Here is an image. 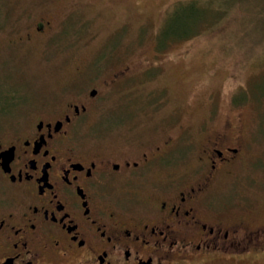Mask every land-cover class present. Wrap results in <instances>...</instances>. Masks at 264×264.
<instances>
[{"label":"rangeland","instance_id":"1","mask_svg":"<svg viewBox=\"0 0 264 264\" xmlns=\"http://www.w3.org/2000/svg\"><path fill=\"white\" fill-rule=\"evenodd\" d=\"M190 2L209 9L207 19L184 29L196 13L180 9L159 40L175 6ZM252 5L0 0V103L11 104L0 108V134L20 119L63 115L102 86L98 106L75 129L80 138L131 158L169 141L172 162L154 167L151 179L168 172L191 181L203 148L239 131L238 161L212 182L208 202L229 222L264 225V29ZM40 23L43 34L35 32ZM217 264H264V251Z\"/></svg>","mask_w":264,"mask_h":264},{"label":"flooded vegetation","instance_id":"2","mask_svg":"<svg viewBox=\"0 0 264 264\" xmlns=\"http://www.w3.org/2000/svg\"><path fill=\"white\" fill-rule=\"evenodd\" d=\"M100 89L63 115L20 119L0 134V264H217L264 251V225L229 222L207 198L238 161L239 131L203 148L196 179L152 180L172 162L169 141L131 158L77 134ZM10 106L3 98L0 108Z\"/></svg>","mask_w":264,"mask_h":264},{"label":"trees","instance_id":"3","mask_svg":"<svg viewBox=\"0 0 264 264\" xmlns=\"http://www.w3.org/2000/svg\"><path fill=\"white\" fill-rule=\"evenodd\" d=\"M235 1H239V2H242V3H247L248 4V2L249 3H251V5L252 4H255V10H254V14H255V16L257 17V20H256V22H258L259 23V26L260 25H262L261 26V28L262 29H264V0H235ZM196 2H190V3H186V4H179V5H177V6H175V7H177V9L175 10V12H174V14H173V16H172V18L171 19H169L168 21H167V24H165V26H164V29H162V32H161V34L159 35V40H160V38L162 39V38H164L165 37V35L167 34V32H168V29H174L173 27H172V24H176L179 20H177V18H178V13H179V10L180 9H186L189 13L191 12V14H195L196 13V16H195V18L194 17H192V25H186L185 27H184V29H194L195 28V26L201 21V20H206L207 19V16H209V12H210V10L209 9H207L206 7L205 8H202V9H199L200 10V12H198V5H196L195 4ZM187 5V6H186ZM185 7V8H184ZM252 7H253V5H252ZM254 8V7H253ZM194 16V15H193ZM211 16V15H210ZM196 19V23L194 22V20ZM258 23H257V25L256 26H258ZM178 24V23H177ZM174 26V25H173ZM256 28H258V27H256ZM164 30H167L166 32H164ZM190 32H185L184 34H182V36H180V37H177L176 39H178V38H181V37H183V36H185V34H189ZM163 43V42H162Z\"/></svg>","mask_w":264,"mask_h":264}]
</instances>
